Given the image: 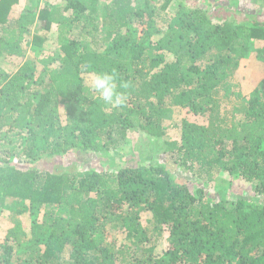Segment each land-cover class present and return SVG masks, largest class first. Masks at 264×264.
Returning <instances> with one entry per match:
<instances>
[{
	"label": "trees",
	"instance_id": "16d2710c",
	"mask_svg": "<svg viewBox=\"0 0 264 264\" xmlns=\"http://www.w3.org/2000/svg\"><path fill=\"white\" fill-rule=\"evenodd\" d=\"M21 1L0 0V264H264V75L248 100L234 80L264 62V21L213 0ZM138 133L160 151L119 167ZM236 179L255 199L229 196Z\"/></svg>",
	"mask_w": 264,
	"mask_h": 264
},
{
	"label": "rangeland",
	"instance_id": "374dc122",
	"mask_svg": "<svg viewBox=\"0 0 264 264\" xmlns=\"http://www.w3.org/2000/svg\"><path fill=\"white\" fill-rule=\"evenodd\" d=\"M45 1V0H43ZM49 4H60L63 3L64 0H46ZM106 2H109V0H107ZM214 2V3H213ZM212 4L217 7H221V9L217 12L218 14H222L224 15V17H229V19L232 20H236L238 23L242 22V21H246L250 22L251 20H253V16L255 15L257 18L255 19L256 21H264V17H259V15H256L258 10H263L262 7H260L259 5L253 3L251 0H213ZM22 4H24V0L21 1ZM191 5H201V4H205V2H203V0H193V2H190ZM22 6V5H21ZM20 6V9H21ZM203 6V5H202ZM212 9V8H210ZM18 12L20 10H17ZM16 12V11H15ZM17 14V12H16ZM14 16L17 17V15ZM241 24V23H240ZM54 30V29H53ZM264 44V40H256L254 41V48H258L261 45ZM258 53L256 51H252L247 57L243 58L240 62V66L238 71L235 74L234 80L239 84L240 86V91L242 92V94L244 95V98L246 100H248L253 92H254V88L257 85V83L261 80V78L264 75V62H261L259 59H257V55ZM7 63V62H6ZM15 68V67H14ZM8 69H13L11 65H7V70ZM9 71V70H8ZM85 82L88 84V80H89V74L85 75ZM187 114V110H178L176 108H174L172 114H171V118L168 122H179L181 119H183ZM191 117V116H190ZM192 120H196L202 124H205V121L203 118H197L194 117L192 115L191 117ZM197 122V123H198ZM170 133V134H169ZM169 134V140H175L177 141L179 139V132L177 130H175L174 128L170 129V132L168 131ZM146 135H141V134H134V135H129V144L127 145L128 148H130V146H133L134 149H131L133 155H129L127 157H124V161L122 160V162H119L118 160H116V163H119V167H124L127 165H134L135 162L132 161V158H136L138 155H140L143 158H149L148 154L151 151H155V150H159V142L151 144L146 140ZM132 140V143L130 145V142ZM136 147V149H135ZM160 151V150H159ZM120 154L125 153V151H119ZM132 157V158H131ZM163 157V156H161ZM91 160H93L91 163L92 165H96L97 168H103V169H111L114 170L113 166L112 168H108L107 165H103L101 164V162L103 161L104 158L102 157H92L90 158ZM131 160V162H127ZM137 160H141V159H137ZM143 161V159H142ZM170 171L175 172V173H182L179 167H177L176 165H172L169 164L167 167ZM174 173V174H175ZM183 174V173H182ZM225 179L228 181L229 178ZM233 190L231 189V191H228L227 193H229V196L232 197H240V196H246L247 199H255V197L253 196L254 190L253 188L246 184L245 182H243L240 179H236L233 180V184H232ZM212 191V192H211ZM210 192L213 194L215 193L213 188H210ZM257 200V199H256ZM5 215V214H4ZM6 216V215H5ZM10 226H8L6 220L2 221L0 223V242H2V239L4 237V234L6 232V230L9 228ZM24 230H26L27 232L29 231L30 228V222L27 216H25L24 218V224H23ZM162 246H164L163 243H161V245L157 248V252L161 253L162 252Z\"/></svg>",
	"mask_w": 264,
	"mask_h": 264
},
{
	"label": "clouds",
	"instance_id": "9594fccd",
	"mask_svg": "<svg viewBox=\"0 0 264 264\" xmlns=\"http://www.w3.org/2000/svg\"><path fill=\"white\" fill-rule=\"evenodd\" d=\"M88 85L106 105L117 108L126 102V95L118 90L115 73L93 72L89 75Z\"/></svg>",
	"mask_w": 264,
	"mask_h": 264
}]
</instances>
